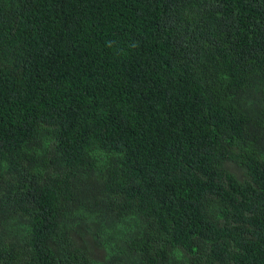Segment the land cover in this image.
Instances as JSON below:
<instances>
[{
	"label": "trees",
	"instance_id": "trees-1",
	"mask_svg": "<svg viewBox=\"0 0 264 264\" xmlns=\"http://www.w3.org/2000/svg\"><path fill=\"white\" fill-rule=\"evenodd\" d=\"M0 264H264V0H0Z\"/></svg>",
	"mask_w": 264,
	"mask_h": 264
}]
</instances>
